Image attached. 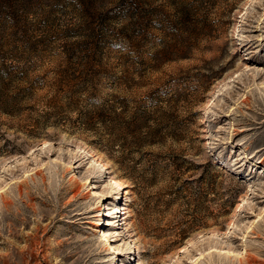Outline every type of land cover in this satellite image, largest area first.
<instances>
[{"label": "rangeland", "instance_id": "1", "mask_svg": "<svg viewBox=\"0 0 264 264\" xmlns=\"http://www.w3.org/2000/svg\"><path fill=\"white\" fill-rule=\"evenodd\" d=\"M0 264H264V0H0Z\"/></svg>", "mask_w": 264, "mask_h": 264}, {"label": "bare ground", "instance_id": "2", "mask_svg": "<svg viewBox=\"0 0 264 264\" xmlns=\"http://www.w3.org/2000/svg\"><path fill=\"white\" fill-rule=\"evenodd\" d=\"M102 166V165H101ZM112 184H115L117 186H119L121 183L120 182H117V181H113ZM122 185V184H121Z\"/></svg>", "mask_w": 264, "mask_h": 264}]
</instances>
